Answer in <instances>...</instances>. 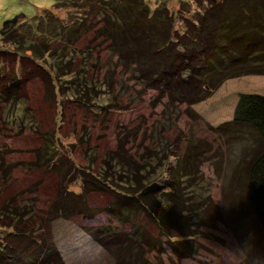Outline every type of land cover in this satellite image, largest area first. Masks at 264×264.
Segmentation results:
<instances>
[{"label": "trees", "instance_id": "trees-1", "mask_svg": "<svg viewBox=\"0 0 264 264\" xmlns=\"http://www.w3.org/2000/svg\"><path fill=\"white\" fill-rule=\"evenodd\" d=\"M201 2L206 9L204 15L195 18L196 23L185 19L184 31H177L174 26L168 37H157L158 41L165 40L168 47L163 56L168 58V67L154 75L139 77L143 85L148 83L150 88L167 95L169 105L173 107L187 104L191 108L203 103L230 80L264 77V0H190L188 4ZM144 7L143 0H54L53 11L42 10L37 26L30 24L24 14L3 24L1 41L7 48H0V56L11 47L12 53L19 56L30 54L36 63L53 61L51 74L58 81L49 75L53 87L68 84L67 90L70 89L72 97L87 106L98 98L94 96L99 90L97 86L85 81L89 68L96 63L85 61L74 69L67 51L54 50L49 40L78 41L88 31L89 12L86 11L92 10L93 13L97 9L105 22V27L97 30V35L110 42L111 53L118 57L116 69L124 67L126 73H133L136 57L120 15L127 8L144 11ZM181 7L191 9L187 4ZM60 11H72L77 15L71 16L73 20L66 24L57 14ZM170 17L175 19L174 15ZM59 81H62L60 85ZM100 85L105 94L113 93L114 89L106 92L112 88L107 82ZM0 104L14 108L12 119L17 124L20 122L19 129L36 126L33 112L20 96L18 82H8L0 89ZM165 129L164 125L155 129L152 136L157 138L152 139L156 146L154 149L144 148L138 160L126 146L129 138H136L139 133L131 131L118 141L116 150L106 154L97 173H94L93 160L84 169L70 167L66 174L56 166L60 154L55 134L32 130L44 140L43 146L35 151V160L28 164L6 165L2 159L0 175L8 181L13 168L21 166L31 171L46 169L58 173L61 177L59 193L49 211L53 219H69L82 213L96 215L85 201L84 190L113 196L114 203L107 211L121 227L100 228L94 235L96 242L111 248L118 264H149L145 260V248H153L154 244L152 239L145 238L147 233L139 225L141 215L155 223L180 259H186L192 257L193 251L202 248L195 242L193 227L198 228L199 223V228H215L216 222L212 219L220 222L222 212L212 203L210 195L205 197L207 193H201L197 187L203 183L197 159L203 162L205 157L202 154L207 149L200 150V145L195 144L197 139L184 134L170 143L162 136ZM214 132L231 143L230 152L241 151L240 158L237 156L236 159L240 164L231 178L233 192L230 202L233 207L228 213L235 215L231 218L235 217L237 225L246 233L249 231V235H256L253 225L264 232V96L241 94L233 120L216 127ZM182 143H188V148L184 157H178ZM77 180L83 183L80 194L70 190ZM238 186L242 188L235 192L234 188ZM15 202L17 199H12L0 207V264H66L58 247L49 239L13 229L32 223L36 217L34 201L28 205ZM250 212L253 218L248 216ZM127 224L131 225L130 231L125 229ZM171 230L179 235L173 237ZM28 240L29 246L24 247Z\"/></svg>", "mask_w": 264, "mask_h": 264}, {"label": "rangeland", "instance_id": "rangeland-1", "mask_svg": "<svg viewBox=\"0 0 264 264\" xmlns=\"http://www.w3.org/2000/svg\"><path fill=\"white\" fill-rule=\"evenodd\" d=\"M143 1L146 5L144 11L127 8L120 15L136 57L133 73H126L124 67L116 69L118 57L111 53L110 42L97 35V30L105 27L97 9L93 13L92 10L86 11L89 12L86 26L88 31L78 41L49 40L54 50L67 51L68 59L74 62V69L82 66L85 61L96 63L89 68L85 81L97 86L99 90L93 94L98 98L87 106L72 97L70 89L67 90L68 84L64 83L61 87L62 81H59L60 86L53 87L49 81V75H53V61L36 63L30 54L19 56L12 53L11 47H8L4 56H0V89L8 82H18L20 96L27 101L36 120L35 127L28 124L29 128L21 130L18 128L20 122L17 124L12 119L14 108L0 104V162L4 161L6 165L32 163L35 151L44 144L39 134L32 130H38L41 134H55L60 154L56 166L64 174L70 167L84 169L93 160L94 173H97L106 154L116 150L118 141L131 131H139L138 136H131L126 145L136 159L144 152V148L154 149L156 142L153 143L152 138L157 137L152 135L161 125L166 128L162 136L170 143L183 134L190 138L194 136L197 139L195 144L202 148L200 150L207 149L202 154L205 157L203 162L197 159V168L202 173L203 182L197 187H200L201 193H207L205 197L210 195L212 203L221 209L222 217L220 222L212 219L216 222L215 228H199V223L198 228L193 227L195 242L202 248L193 251L192 257L180 259L155 223L146 215H141L139 225L149 235L145 238L152 239L154 244L153 248H145V260L149 264H264L263 230L253 225L256 235H249V231L246 233L245 229L237 225L235 217L231 218L234 214L228 213L233 207L230 202V194L233 192L231 178L240 164L236 159L237 156L240 158L241 151L230 152L231 143L214 132L216 127L233 120L241 94L264 96V77L249 76L230 80L209 100L191 108L187 104H176L174 107L169 105L167 95L150 88L148 83L143 85L139 77L154 75L168 67V58L163 57L168 47L165 40L158 41L157 37H168L174 26L177 31H184L185 19L196 23L195 18L204 15L206 7L202 2L188 4L190 0L167 3ZM184 4L191 9H182L181 5ZM53 6L54 0H0V48H7L1 41V29L6 21L24 14L30 24L37 26L41 11H53ZM158 10L161 12H156ZM69 12L57 13L66 24L77 15L76 12ZM171 15L175 19H171ZM105 82L112 86L106 92L114 89L112 94L100 90V84ZM187 148L188 143H182L178 157H184ZM242 155L246 156L244 153ZM1 175L0 207L12 199H17L16 204L28 205L30 201L36 203V217L32 223L13 227L14 230L49 239L50 243L58 247L66 264H118L111 248L96 242L94 235L100 228L121 227L107 211L114 203L113 196L84 190L85 201L95 210L96 215L86 216L82 213L69 219H53L49 211L59 193L61 177L58 173L46 169L31 171L21 166L13 168L8 181ZM82 184L81 180H77L70 190L80 194L83 191ZM241 188L235 187V192ZM248 216L253 218L252 212ZM125 229L130 231L131 225L127 224ZM170 234L173 237L179 235L175 230H171ZM26 246H29V240L24 243Z\"/></svg>", "mask_w": 264, "mask_h": 264}]
</instances>
